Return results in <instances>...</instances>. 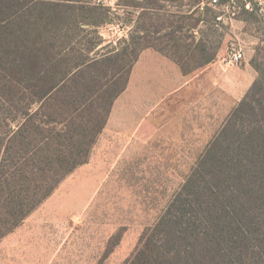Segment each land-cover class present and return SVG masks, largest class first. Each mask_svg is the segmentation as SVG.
Listing matches in <instances>:
<instances>
[{
    "label": "trees",
    "instance_id": "1",
    "mask_svg": "<svg viewBox=\"0 0 264 264\" xmlns=\"http://www.w3.org/2000/svg\"><path fill=\"white\" fill-rule=\"evenodd\" d=\"M149 9L153 15L162 7ZM107 10L77 0H0V129L6 124L0 130V241L88 162L128 85L121 72L102 81L111 64L129 58L131 71L154 48L188 74L216 56L200 42L201 58L184 57L194 48L175 41L170 51V42L147 40L137 26L126 47L92 57L100 42L78 54L73 25L102 26ZM165 26L169 35L183 28ZM258 79L125 264H257L254 240L264 244V86L256 90Z\"/></svg>",
    "mask_w": 264,
    "mask_h": 264
},
{
    "label": "rangeland",
    "instance_id": "2",
    "mask_svg": "<svg viewBox=\"0 0 264 264\" xmlns=\"http://www.w3.org/2000/svg\"><path fill=\"white\" fill-rule=\"evenodd\" d=\"M77 1L108 8L107 23L102 26L73 25L71 33L78 54L100 42L90 54L92 57L126 47L137 26L147 40L162 46L170 42V51L175 41L194 48L183 51L184 57L201 58V51L195 49L200 42L207 45L206 54H213L223 45L219 61L226 71L240 68L241 73L259 77L256 90L264 86V22L257 10L243 11L246 0H238L242 8L236 16L227 14L222 20H217L218 11L212 7L188 13L201 0ZM137 3L141 6H133ZM150 6L162 9L151 15ZM167 10L175 12L170 14ZM167 21L183 28L169 35L166 32L170 29H165ZM197 23L199 28L192 31L189 26ZM210 26L214 29L210 30ZM233 47H241L245 52L239 64L227 62ZM130 68L129 58L122 60L119 67L111 64L102 81L107 82L117 72L127 78ZM213 92H205L202 95H207L201 97L196 88H190L185 105L177 100L154 104L162 114L147 118L146 122L153 121L157 132H140V138L134 141L127 132L104 130L88 162L69 174L48 199L0 241V264H125L232 112L228 114L229 94L219 92V97L225 98L222 110V103L214 100ZM260 97L258 93L257 98ZM164 105L166 109L162 108ZM181 107L184 109L178 111ZM120 121L119 112L112 129H117ZM5 126L4 123L1 132L6 131ZM254 244L257 264H264V244L260 245L257 239Z\"/></svg>",
    "mask_w": 264,
    "mask_h": 264
},
{
    "label": "crops",
    "instance_id": "3",
    "mask_svg": "<svg viewBox=\"0 0 264 264\" xmlns=\"http://www.w3.org/2000/svg\"><path fill=\"white\" fill-rule=\"evenodd\" d=\"M171 12L175 11L171 10ZM222 49L223 45H220L211 63L188 74L182 71L180 65L171 56L154 48L145 49L132 68L127 88L119 96L121 100H117L118 97L113 104L104 128L105 132L109 129L114 133L127 132L132 134L131 141L140 138V132L149 131L150 134L157 132V126L153 121L146 122L147 118H157L162 114L159 106L155 107L154 104L177 100L184 102L185 105L189 100L187 93L190 88H196L201 93V97L207 95H202L205 92L214 91L213 98L218 103H222L220 107L222 110L225 108V98H220L219 92L221 94L227 92L229 114L257 77L245 71L241 73L242 70L237 67L227 72L219 61ZM162 108L166 109L165 105ZM181 109L184 107L178 111ZM119 112L120 124L117 129H112ZM146 126L148 130L145 129Z\"/></svg>",
    "mask_w": 264,
    "mask_h": 264
},
{
    "label": "built area",
    "instance_id": "4",
    "mask_svg": "<svg viewBox=\"0 0 264 264\" xmlns=\"http://www.w3.org/2000/svg\"><path fill=\"white\" fill-rule=\"evenodd\" d=\"M243 9L248 11L257 10L264 22V0H246L242 5ZM238 5V0H201L196 8L204 10L206 7H212L217 10V20H222L227 14L236 16L242 8ZM245 52L241 47H233L227 54V62L229 64H239L243 61Z\"/></svg>",
    "mask_w": 264,
    "mask_h": 264
}]
</instances>
